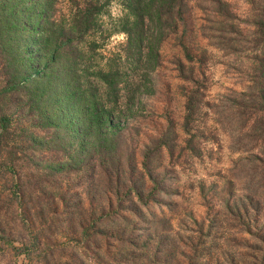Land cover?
I'll return each instance as SVG.
<instances>
[{"label": "trees", "instance_id": "trees-1", "mask_svg": "<svg viewBox=\"0 0 264 264\" xmlns=\"http://www.w3.org/2000/svg\"><path fill=\"white\" fill-rule=\"evenodd\" d=\"M108 1L0 0V153L9 148L31 152L35 157L31 162L37 163L36 183L43 189L54 180L72 179V186L82 185L75 194H69L68 186L56 189L61 200L54 205L51 198L48 213L64 220L84 250L97 255L112 241L128 262L144 257L166 264L171 243L160 232L169 233L171 225L153 208L161 212L168 206V177L160 178L158 158L163 152L168 157L173 153L172 124L167 121L150 146L144 147L139 167L127 137L130 122L142 110L138 95L154 91L151 73L161 63L162 43L178 35L188 62L199 61L190 54L187 37L195 32L190 19L194 12L203 11L204 0H119L122 14L116 21L123 41L103 53L99 48L107 34L102 33L98 20ZM224 4L209 0L208 30L215 35L216 47L235 51L239 40L221 37L240 34ZM254 17L251 33L258 48L254 58L261 63L257 75L261 80L237 93L248 101L237 113L249 114L243 120L238 117L234 128L238 143L246 139L264 146V12L257 11ZM204 27L197 24L201 36ZM176 67L184 81L195 83L194 66H188L186 75L180 60ZM184 89L182 129L188 133L201 96L196 84ZM246 157V161L238 159L237 192L227 182L228 199H221L208 222L199 224L208 245H202L198 259L213 248L214 237L207 239L214 230L233 226L252 235L249 247H256L252 264H264V151ZM6 161L1 166L12 172V192L19 193L20 208L23 199L31 196L40 209L35 212L36 228L29 231L27 244H10L13 254L35 255L40 264H49L46 249L41 247L44 231L49 234L48 228L54 225L42 210L46 199L42 191L27 190V174L15 173L16 163ZM50 189L43 192L53 196ZM144 218L147 226L137 230ZM227 249L218 248L217 262L231 264L234 254Z\"/></svg>", "mask_w": 264, "mask_h": 264}, {"label": "rangeland", "instance_id": "rangeland-1", "mask_svg": "<svg viewBox=\"0 0 264 264\" xmlns=\"http://www.w3.org/2000/svg\"><path fill=\"white\" fill-rule=\"evenodd\" d=\"M223 1L226 10L231 13L235 30L240 34L221 35V37H234L239 40L238 48L233 51L220 49L214 45L215 35L208 30L207 23L209 0H204L203 11L194 12L190 19L195 32L191 33L190 38L187 37L190 54L193 55L194 60L200 62H188L179 45L178 35L165 40L160 47L161 63L151 73L154 91L151 94L138 95L142 110L129 124L127 140L135 150L137 167L140 165L144 147L150 146V140L155 139L164 130L167 121L172 124L175 144L173 153L168 157L163 152L158 158L161 163L158 169L160 178L162 175L168 177V206L161 209L162 213L157 206L153 208L157 215L167 218L171 225V231L167 234L156 229L171 243L169 252L167 251L169 260L166 264H227V261H216L218 248H228L227 250L234 254L231 264H252L253 250L256 248L255 245L249 247L252 235L242 230L233 226L223 231L215 228L216 230L207 239L214 237V243L211 244L213 248L209 254H203L204 256L198 259L202 245H208V241L206 242L203 236L205 229H199V224L202 221L206 224L219 208L220 200L228 199L225 193L228 189L227 182H231L233 193L237 192L240 184L239 177L235 176V173L240 176L237 170L238 159L244 158L243 161H246L248 160L246 156L249 154L258 150L264 151V146L248 143L246 139L238 143L235 133V128L239 124L236 119L240 117L243 120L249 114L245 111L242 115L237 113V110L242 108L241 104L248 103L242 101L237 93L243 91L246 86H255L254 81L261 80V76L257 77L261 63L254 58L258 54L255 49L258 48L253 44L255 38L251 32L256 20L254 14L257 11L264 12V0ZM103 10L98 24L102 33L107 36L101 40L99 51L108 53L123 41V34L117 30L116 21L122 14V6L119 0H109ZM200 22L205 26L202 36L196 31ZM177 60L184 64V75L188 74V66L195 67L193 71L195 83L190 84L182 79L176 67ZM195 84L199 86L200 106L194 109L189 132L185 133L182 129L184 86L192 87ZM241 136L245 137L244 134L239 135ZM9 150L18 153L13 155ZM33 157L31 152H22L21 148H9L0 153V234L4 235L3 240L0 238V264H40L41 262L33 254V257L29 258L14 255L10 246V244L19 246L22 242L27 244L32 234L29 231L36 228L38 219L35 212L40 210L31 196L23 199L21 203L23 208H20L19 193L12 192L14 187L11 180L12 172L1 166L2 162L10 159L16 163L15 173L27 174L25 183L27 190L42 191V196L46 199L45 203L41 202L44 205L42 210H45V217L51 216L54 225L48 228L49 234L47 230L44 231L45 238L41 240V247L46 249L45 258L49 264H162L161 261L148 262L144 257H139L137 261L131 259L128 262L127 257L117 252L116 244L112 241L108 242L105 248L102 247L97 255L90 250H84L82 244L75 241L69 233L70 230L65 228V223H62L64 220L57 214L48 213L49 208L52 207L50 202L53 201L55 205L61 200L55 193L56 189L61 190L68 186L69 194H75L80 192L79 188L82 185L72 186L74 182L72 179L65 182L54 180L48 182L49 186L43 189V185L41 187L36 183L37 163L31 162ZM147 181L150 184L149 180ZM48 188H51L49 192L53 196L43 192L48 191ZM145 197L143 196V199ZM144 219L137 230L147 226V218ZM140 232L136 231L135 234Z\"/></svg>", "mask_w": 264, "mask_h": 264}]
</instances>
